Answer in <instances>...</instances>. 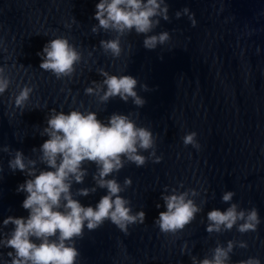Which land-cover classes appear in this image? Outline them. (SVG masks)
Instances as JSON below:
<instances>
[{
	"label": "water",
	"instance_id": "1",
	"mask_svg": "<svg viewBox=\"0 0 264 264\" xmlns=\"http://www.w3.org/2000/svg\"><path fill=\"white\" fill-rule=\"evenodd\" d=\"M98 2L0 0V66L11 80L0 94V148L7 145L12 154L21 150L25 156H38L32 149L48 138L40 131L52 108L95 111L104 122L113 112L132 113L138 126L153 132L156 155L162 159L156 163L149 158L141 167L126 163L112 175L121 185L131 177V186L121 195L130 200L133 212L143 209L146 219L129 225L127 234L107 220L94 231L85 227L83 238L75 243L80 252L76 264H192V255L199 259L211 256L217 242L226 246L228 240H244L248 245L234 247L230 264L249 257H258L264 264V0H166L170 19L160 18L149 34L168 31L170 40L148 50L143 47L144 35L133 31L121 38L124 51L119 58L105 54L99 44L115 33L91 31L98 23L94 19ZM184 7L194 13L195 26L188 16H175ZM57 36L66 37L82 53L71 78L57 79L40 68L42 57L37 53ZM98 68L147 83L149 91L137 86L146 100L144 106H135L131 99L125 103L119 97L101 103L86 95L85 88L93 80L103 79ZM24 85L33 91L21 110L14 97ZM191 131L197 133L199 149L183 143L182 137ZM10 158V153L0 150L2 233L14 227H3L5 218L29 214L22 207L27 194L17 192L28 177L9 168ZM84 167L88 174L83 184L73 183L74 195L78 188L94 185L96 165L86 163ZM165 186L169 193L173 188L196 189L200 194L193 199L197 204L204 201L195 219L174 235L162 233L154 222L165 210L161 199ZM225 191L235 193L229 203L221 200ZM105 194L106 189L98 188L75 198L95 206ZM232 202L241 209L258 210L257 230L241 234L234 226L209 234L207 212L223 211ZM8 251L12 249L0 248V264L10 259Z\"/></svg>",
	"mask_w": 264,
	"mask_h": 264
},
{
	"label": "clouds",
	"instance_id": "2",
	"mask_svg": "<svg viewBox=\"0 0 264 264\" xmlns=\"http://www.w3.org/2000/svg\"><path fill=\"white\" fill-rule=\"evenodd\" d=\"M182 15L188 16L195 26L194 13L188 7L175 13L177 18ZM160 18L170 19L166 0H99L94 13L98 23L92 26L91 31L98 33L102 29L115 33L114 38L101 39L99 44L105 54L119 58L124 51L121 38L133 31L144 35L143 47L148 50L167 43L170 40L168 31L149 34L160 24ZM37 55L42 57L40 68L50 71L57 79L71 78L82 60V53L61 36L49 40ZM97 72L103 79L93 80L85 88L86 95L95 96L101 103L119 97L125 103L131 99L135 106H144L146 100L138 94L137 86L149 91L147 83H140L131 75L109 73L104 68H98ZM10 83L5 67L0 66V94L8 89ZM32 91L31 86L24 85L14 97L15 106L22 110ZM131 116L132 113L113 112L104 122L98 119L95 111L72 108L64 112L52 108L47 114L46 126L40 131L41 136L48 138L38 149H32L33 153H39L38 156H25L21 150L12 154L7 145L0 148L10 153L9 168L28 177L17 187V192L27 194L22 207L29 213L27 217L8 216L3 220V227L14 226L8 233L0 232V248L12 249L7 252L10 259L4 260L3 264H76L80 252L75 243L77 238H83L85 227L94 231L107 220L127 234L129 225L144 223L146 213L143 209L133 212L130 200L121 195L131 186V177H126L121 185L112 175L126 163L141 167L149 158L156 163L162 159L156 155L153 132L148 127L138 126ZM196 137L195 131L187 132L182 137L184 145L199 149ZM143 152H148V156ZM86 163L96 165L92 176L94 185L80 187L74 195L73 183L83 184L88 174L84 167ZM98 188L106 189V194L95 206H86L75 198L86 197ZM199 194L196 189L178 191L176 188L169 193L165 186L161 193L165 210L160 211L154 220L160 231L174 235L190 224L202 211L204 201L197 204L193 199ZM234 195L233 191H225L221 200L229 203ZM156 207L161 208V204L157 203ZM207 221L209 234L230 231L234 226L243 234L255 232L260 217L255 207L241 209L232 202L223 211L218 208L208 211ZM235 246L246 248L248 245L244 240H228L226 246L217 242L210 250L211 256L199 259L192 255V264H230V254ZM185 249L187 242L181 251ZM237 264H261V261L258 257H249Z\"/></svg>",
	"mask_w": 264,
	"mask_h": 264
}]
</instances>
